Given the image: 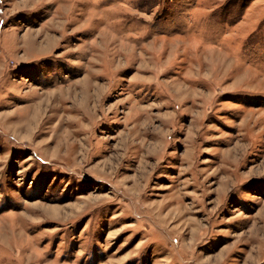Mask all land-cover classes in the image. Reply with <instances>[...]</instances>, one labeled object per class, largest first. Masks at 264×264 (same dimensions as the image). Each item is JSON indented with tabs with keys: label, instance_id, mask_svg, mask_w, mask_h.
<instances>
[{
	"label": "rangeland",
	"instance_id": "obj_1",
	"mask_svg": "<svg viewBox=\"0 0 264 264\" xmlns=\"http://www.w3.org/2000/svg\"><path fill=\"white\" fill-rule=\"evenodd\" d=\"M0 264H264V0H0Z\"/></svg>",
	"mask_w": 264,
	"mask_h": 264
}]
</instances>
